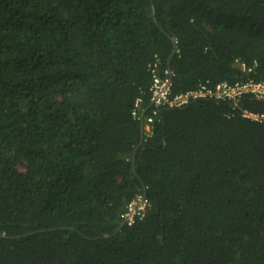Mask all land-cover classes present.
<instances>
[{"label": "trees", "instance_id": "1", "mask_svg": "<svg viewBox=\"0 0 264 264\" xmlns=\"http://www.w3.org/2000/svg\"><path fill=\"white\" fill-rule=\"evenodd\" d=\"M156 61L174 93L264 80V0H0V264H264V100L146 133Z\"/></svg>", "mask_w": 264, "mask_h": 264}, {"label": "built area", "instance_id": "2", "mask_svg": "<svg viewBox=\"0 0 264 264\" xmlns=\"http://www.w3.org/2000/svg\"><path fill=\"white\" fill-rule=\"evenodd\" d=\"M243 69L245 65L240 64ZM151 83L149 86V104L152 108L151 115L142 116V99L137 97L134 100L132 115L143 120L146 133L151 130L152 116L160 107H181L195 99H216L237 103L244 95H251L256 99L264 100V80L248 78L229 82L226 80L210 83L208 81L199 83L196 87L173 92L174 71L170 67H160L156 62L150 65ZM244 117L252 120H264V113H257L244 110ZM149 201L143 193L136 194L125 205L120 218L127 224H133L141 218L147 210Z\"/></svg>", "mask_w": 264, "mask_h": 264}]
</instances>
